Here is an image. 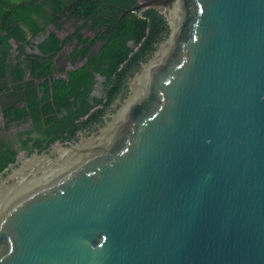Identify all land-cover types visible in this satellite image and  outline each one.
Returning a JSON list of instances; mask_svg holds the SVG:
<instances>
[{
	"label": "water",
	"instance_id": "95a60500",
	"mask_svg": "<svg viewBox=\"0 0 264 264\" xmlns=\"http://www.w3.org/2000/svg\"><path fill=\"white\" fill-rule=\"evenodd\" d=\"M169 36L79 143L0 182V264H264V0H138Z\"/></svg>",
	"mask_w": 264,
	"mask_h": 264
},
{
	"label": "trees",
	"instance_id": "16d2710c",
	"mask_svg": "<svg viewBox=\"0 0 264 264\" xmlns=\"http://www.w3.org/2000/svg\"><path fill=\"white\" fill-rule=\"evenodd\" d=\"M135 1L0 0V174L19 153L99 123L153 55L167 22L155 10L124 15Z\"/></svg>",
	"mask_w": 264,
	"mask_h": 264
},
{
	"label": "flooded vegetation",
	"instance_id": "af4514ba",
	"mask_svg": "<svg viewBox=\"0 0 264 264\" xmlns=\"http://www.w3.org/2000/svg\"><path fill=\"white\" fill-rule=\"evenodd\" d=\"M137 5H138V0L135 1V4H134L133 7H135ZM138 12H139V14H143L144 13V12H141L140 10H138ZM167 26H168V23H167ZM169 32H170V28L168 26L167 30H165V32H163L162 35H161V41L158 44H156L157 49H158L160 43L162 41H164L169 36ZM68 49L69 48H67L66 51L64 52L65 55H67L71 51V49H69V50ZM67 51H69V52L67 53ZM154 53H153V55H154ZM151 55L146 57L147 62L153 57V55L152 56ZM128 94H129V85H128V81H127V84L122 88L121 95H119V97L112 103L110 108L105 111L104 115L102 116V120L99 123L92 125L88 129L78 130L74 137H72V138H70L68 140H65V141H61V142H67L69 144H75V143H79L82 138L91 136L92 133H94L97 130H99V128L103 127L108 121H110L112 119V116L119 110V108L121 107L122 103L127 98ZM56 142L52 143L51 145L55 144ZM51 145L47 149H45L43 152L50 151ZM35 152H37V150H35L33 152L24 151V152L19 153L17 158H16V161L14 163L10 164L8 169L5 172L0 174V182L4 178H6L8 175H10L11 172L14 169H16V167L20 166L23 163L25 157L24 156L21 157L20 154L24 153L25 155L30 156L31 154H33Z\"/></svg>",
	"mask_w": 264,
	"mask_h": 264
},
{
	"label": "rangeland",
	"instance_id": "374dc122",
	"mask_svg": "<svg viewBox=\"0 0 264 264\" xmlns=\"http://www.w3.org/2000/svg\"><path fill=\"white\" fill-rule=\"evenodd\" d=\"M55 27L54 26H51L50 27V30H55L54 29ZM56 33L58 34V36L60 37V38H62V39H64L66 36H67V33H65V32H63V31H56ZM37 43V41H35V44ZM12 44H14V48H16V44L15 43H13L12 42ZM69 50V49H68ZM16 51V50H15ZM27 52L28 53H30V54H32V53H38V51L36 50V49H32V48H29L28 50H27ZM69 51H67V53H68ZM71 67H70V65L68 64V65H66V69L67 70H69ZM97 78V81H98V84L96 85V89H95V91H94V95L96 96V97H98V98H100L101 97V83L103 82V78L102 77H100V76H97L96 77ZM2 122H3V119H2V115L0 114V128H2Z\"/></svg>",
	"mask_w": 264,
	"mask_h": 264
},
{
	"label": "crops",
	"instance_id": "0c3cea01",
	"mask_svg": "<svg viewBox=\"0 0 264 264\" xmlns=\"http://www.w3.org/2000/svg\"><path fill=\"white\" fill-rule=\"evenodd\" d=\"M14 45V44H13Z\"/></svg>",
	"mask_w": 264,
	"mask_h": 264
}]
</instances>
